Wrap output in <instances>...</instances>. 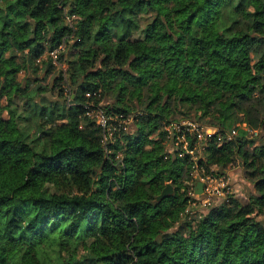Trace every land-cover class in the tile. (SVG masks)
I'll use <instances>...</instances> for the list:
<instances>
[{
	"label": "trees",
	"instance_id": "obj_1",
	"mask_svg": "<svg viewBox=\"0 0 264 264\" xmlns=\"http://www.w3.org/2000/svg\"><path fill=\"white\" fill-rule=\"evenodd\" d=\"M180 119L264 129V0H0V264H264V142L205 136L212 173L240 155L255 191L192 217L196 133L150 137Z\"/></svg>",
	"mask_w": 264,
	"mask_h": 264
},
{
	"label": "rangeland",
	"instance_id": "obj_2",
	"mask_svg": "<svg viewBox=\"0 0 264 264\" xmlns=\"http://www.w3.org/2000/svg\"><path fill=\"white\" fill-rule=\"evenodd\" d=\"M226 9V8H225ZM147 13H143L141 14L140 20L141 23H145L147 20ZM222 23L224 26L227 27L228 23H230V19L228 17H223L222 19ZM140 35V31L137 30L135 31V33L133 34V36H138ZM72 41V40H71ZM71 41L70 42H66L65 44L62 45V51L66 52V56L63 60L61 61V65H63V67L67 68L68 66V59H74L75 56L74 55V51L73 48L71 47ZM59 53L58 52V59H59ZM254 58L255 61L257 60V54L254 52ZM60 61L58 60L57 64L60 63ZM47 66V56H43V58L41 59V61H39L38 65H36V69L34 71H29L26 69H23L20 73H19V78H23L25 75H32L33 77L35 75H40V76H44L45 75V68ZM56 71L50 73L47 78L42 79L41 82L43 84H47L48 82L51 81L52 77H53V73H55ZM3 104H6L7 98L4 97L2 99ZM26 99H22V98H14L13 101V106L15 108H17L18 111H24V114H29L30 108L31 106H27L26 103ZM94 113L97 115V111H94ZM3 115L4 117L8 118L9 117V112L7 109L3 110ZM176 117H180V115H175ZM174 116V117H175ZM136 116L134 113H132L127 119L125 118L123 121V132L121 133V135L123 137H125V133L126 132H131L133 131V127L135 125V120H136ZM182 119L178 120L181 121ZM60 122L62 120H59ZM176 123L174 121H166L164 126L165 129L167 131H165L162 135H159L156 133L150 135V137L154 138V145H159L160 143H164V145L166 146L167 149H171V145H172V139H171V135L174 134V127L177 128V131L180 130L181 127L179 126H175ZM112 127V126H111ZM113 130H115V127H113ZM164 131V130H163ZM112 132V133H111ZM110 134H113V131H111ZM125 132V133H124ZM167 132V133H166ZM224 134V132H222ZM238 134H248V136L250 138L255 139V144H250L248 146L249 149H252L253 147H255L256 145H259L260 143L264 142V129H252L249 128L245 123H239L238 127H237V135ZM217 140V144L220 145L222 143H224L225 139H218ZM114 140V138H113ZM180 140V139H179ZM187 146L189 145V143H187ZM207 145V139L205 137L201 138V139H197V141L195 142V147L193 148V151L191 152V155L194 160V165L192 167V170L190 172L192 179L190 180V187L189 190L190 191H195L196 190V183L193 181V178H195V175H197V169H199V171L205 172L207 173L208 171H210V175L212 177H214L215 182L214 184H216V186L219 188V190L221 192H218V194H215L211 197V199L207 202V200L205 199L207 196H210L208 194V191L204 186H203V191L202 192H195L193 193V195L196 197L195 201H192V203L190 204L189 208H190V213L192 217H199L201 213H203L204 211L207 210V207L210 205V203H212L213 201H218L221 200L222 197H226L229 195H236L239 196L240 198H242L243 200H248L249 196L252 192L255 191V187H254V183L253 181L247 176V174L245 173V164L243 162V158L238 155L237 159L235 162H232L228 165L227 169H223V172H216L215 174L212 173L214 170L217 169V165H209L206 164L208 161V154L205 153V147ZM184 147V145H183ZM188 152V151H186ZM183 155L185 154V152H182ZM190 153V152H189ZM203 160L205 163H200V160ZM194 169V170H193ZM189 174V175H190ZM201 179V178H199Z\"/></svg>",
	"mask_w": 264,
	"mask_h": 264
},
{
	"label": "built area",
	"instance_id": "obj_3",
	"mask_svg": "<svg viewBox=\"0 0 264 264\" xmlns=\"http://www.w3.org/2000/svg\"><path fill=\"white\" fill-rule=\"evenodd\" d=\"M52 55L54 56V59L57 58L58 56V49L54 50L51 52ZM97 118L98 121L103 125V126H107V121L108 118L106 117L105 113L103 112L102 109H97ZM177 126H187L188 129H190L191 131H194L196 133L197 138L201 139L203 137H205L206 135L208 136H212V135H217L216 137L220 140L222 139H231L233 138V136L235 134H237V128H234L231 131H227L224 134L222 132L218 133V127H214V126H208L205 125L201 122H198L196 120H191V119H183L180 122H175ZM175 125V126H176ZM180 141L183 142L184 148H185V152H192L193 148L187 146L186 142V137L184 135H180L179 137ZM188 143V142H187ZM183 155V153H181ZM198 178H201L199 180H203L204 181V189L206 187L208 194L210 196H207L205 199L207 200V202L211 199V197L215 194H218V192H221L219 190V188L216 186V184H214L215 179L214 177H212L210 174H204V172H200L199 169H197V175H195ZM192 194L196 192V190L194 191H190ZM210 202V201H209Z\"/></svg>",
	"mask_w": 264,
	"mask_h": 264
},
{
	"label": "water",
	"instance_id": "obj_4",
	"mask_svg": "<svg viewBox=\"0 0 264 264\" xmlns=\"http://www.w3.org/2000/svg\"><path fill=\"white\" fill-rule=\"evenodd\" d=\"M203 186H204V181L203 180H198L196 182V191L197 192H202L203 191ZM174 188L172 183H168L164 189L162 190V192L158 195V198H162L165 197L166 195H168L169 193L173 192Z\"/></svg>",
	"mask_w": 264,
	"mask_h": 264
}]
</instances>
